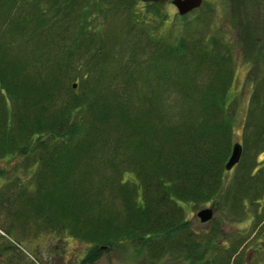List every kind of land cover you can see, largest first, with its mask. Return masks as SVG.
<instances>
[{
  "label": "trees",
  "instance_id": "16d2710c",
  "mask_svg": "<svg viewBox=\"0 0 264 264\" xmlns=\"http://www.w3.org/2000/svg\"><path fill=\"white\" fill-rule=\"evenodd\" d=\"M38 1L49 8L56 0L33 1L29 6L34 12L29 15L28 9L22 14L26 0H0V26L7 24L0 36V158L15 151L37 152L36 186L41 187L39 176L49 175L52 181L38 202L36 217L47 227L73 229L95 245L127 237L148 247L153 258L185 251L190 264H206L208 252L197 254L199 244L190 238L184 204L211 201L223 183L233 129L217 113L225 105L233 77L231 55L204 52L206 46L152 57L146 77L156 80L148 92L161 101L165 85H177L171 93L179 100V117L173 120L165 117L160 102L138 106L128 102L121 107L115 98H108L113 106L102 96L100 103L98 90L86 84L85 72L78 75L82 81L70 85L73 93L62 96L69 52L53 39L63 35L61 29L55 30L57 20L43 26L50 18ZM75 2L64 0L63 5L73 11ZM82 16H87L85 9L65 19ZM79 26L69 45L87 46L94 35ZM18 33L24 36L23 43L32 41L42 49L52 45L59 52H12ZM203 74H208L210 83L200 87ZM194 113L202 118H192ZM250 123L257 125L254 120ZM107 147L106 155L102 150ZM98 152L106 156L101 160L114 173L103 180L91 165L101 158ZM127 172L136 180L126 179ZM97 177L101 181L93 186L91 180ZM105 192L111 197H103Z\"/></svg>",
  "mask_w": 264,
  "mask_h": 264
},
{
  "label": "rangeland",
  "instance_id": "374dc122",
  "mask_svg": "<svg viewBox=\"0 0 264 264\" xmlns=\"http://www.w3.org/2000/svg\"><path fill=\"white\" fill-rule=\"evenodd\" d=\"M33 1L22 4L26 7L23 15L26 9L27 15L34 12L29 6ZM75 3L73 11L63 5L64 0L53 1L49 8L43 1L40 3L45 17L50 18L43 26L57 20L55 30L61 29L63 33L59 39L53 38L60 47L71 43L79 25L94 35L87 46L74 43L69 45L70 50L68 46L62 48L63 52H69L70 60L66 67L68 76L62 81V96L73 93L70 85L82 81L78 75L85 72L86 84L91 83L98 90L100 103H104L102 96L115 98L121 107L128 102L137 106L160 102L165 117L173 120L179 117V100L171 93L177 90V85L168 82L164 87L166 96L161 101L152 99L148 91L156 78L146 77L152 57L158 52H193L206 46L204 52L231 55L233 77L225 105L217 117L230 121L232 142L241 143V156L231 169H224L218 194L209 202L184 204V214L192 231L190 238L200 245L197 254L199 250L208 252L206 264H264V128L260 130L264 126V0H202L199 7L184 15L178 13L171 1L76 0ZM84 9L86 17L65 19L66 15ZM258 13V23L244 20ZM6 26V23L0 26V36ZM30 30L29 25L27 31ZM88 31L83 32L82 38ZM16 36L12 52H59V47L35 48L32 41L23 43L24 36L19 33ZM175 47L180 48L173 51ZM209 83L208 74L201 75L198 85L204 87ZM75 89L78 90V85ZM192 118L199 120L202 115L194 113ZM107 151L108 147L102 150L104 154ZM102 152H98L101 158L91 165L99 169L103 180L114 173L101 160L106 158ZM36 157L37 152L28 150L10 152L0 158V264L191 263L185 251L153 258L151 250L139 240L126 237L95 245L73 229L47 227L36 216L38 202L50 188L52 179L49 175L39 176L36 180L41 187L36 186L35 178L40 171ZM120 161L123 162L118 158ZM125 177L136 180L132 172ZM99 178L91 180L93 186L101 181ZM103 197L111 196L105 192ZM205 207L212 209L213 216L201 221L197 213Z\"/></svg>",
  "mask_w": 264,
  "mask_h": 264
},
{
  "label": "water",
  "instance_id": "95a60500",
  "mask_svg": "<svg viewBox=\"0 0 264 264\" xmlns=\"http://www.w3.org/2000/svg\"><path fill=\"white\" fill-rule=\"evenodd\" d=\"M144 2H166L171 1L178 10V13L180 15H184L191 11L192 9H195L199 7L202 3V0H142ZM76 87V84L73 85ZM242 152V145L240 142H235L232 145L231 154L225 164L226 169H231L233 165H235L241 156ZM198 217L201 221H207L212 218L213 211L210 207H205L199 210L197 213Z\"/></svg>",
  "mask_w": 264,
  "mask_h": 264
},
{
  "label": "flooded vegetation",
  "instance_id": "af4514ba",
  "mask_svg": "<svg viewBox=\"0 0 264 264\" xmlns=\"http://www.w3.org/2000/svg\"><path fill=\"white\" fill-rule=\"evenodd\" d=\"M258 16H259V13H258V15H251V16H248V17H246V19H244L245 21H248L249 20V22H256V23H258V20L259 19H257L258 18Z\"/></svg>",
  "mask_w": 264,
  "mask_h": 264
}]
</instances>
